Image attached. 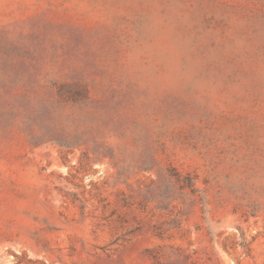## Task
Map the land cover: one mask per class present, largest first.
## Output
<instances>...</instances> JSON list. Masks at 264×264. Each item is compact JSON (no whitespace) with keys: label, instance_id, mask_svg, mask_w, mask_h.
I'll return each mask as SVG.
<instances>
[{"label":"rangeland","instance_id":"rangeland-1","mask_svg":"<svg viewBox=\"0 0 264 264\" xmlns=\"http://www.w3.org/2000/svg\"><path fill=\"white\" fill-rule=\"evenodd\" d=\"M0 264H264V0H0Z\"/></svg>","mask_w":264,"mask_h":264}]
</instances>
